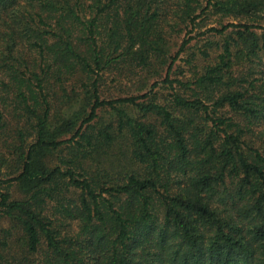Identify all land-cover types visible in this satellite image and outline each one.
Wrapping results in <instances>:
<instances>
[{
  "label": "trees",
  "instance_id": "16d2710c",
  "mask_svg": "<svg viewBox=\"0 0 264 264\" xmlns=\"http://www.w3.org/2000/svg\"><path fill=\"white\" fill-rule=\"evenodd\" d=\"M209 13L232 22L197 70ZM262 19L264 0H0V264H264Z\"/></svg>",
  "mask_w": 264,
  "mask_h": 264
},
{
  "label": "rangeland",
  "instance_id": "374dc122",
  "mask_svg": "<svg viewBox=\"0 0 264 264\" xmlns=\"http://www.w3.org/2000/svg\"><path fill=\"white\" fill-rule=\"evenodd\" d=\"M263 18V15L261 14V16ZM263 21L260 23L264 26V19H262ZM232 22L231 19L229 18H223L220 15L217 14H213V13H209L208 16H203L200 20H197V26H195V29L193 32H191L189 34V36L193 37V41L191 42V45L189 46L190 48L188 49V53H194L196 55L195 61L193 62V65L195 66V68L197 70H200V67H202L203 65H205L208 61L207 59H205L202 55L200 50H198L199 47L202 46L203 41L207 40L209 37H211L210 33L204 34V36H201L204 31H206L207 29L211 28V27H221L222 25H226L227 23ZM238 21H236L237 23ZM260 32V31H259ZM184 34H182L179 37H176L173 39L172 42V47H171V55H174L175 51L178 50L179 45L182 42V37ZM188 36V37H189ZM214 40H218V39H214ZM198 41V43L196 44V42ZM186 59H187V54H181L178 58V60L176 61L172 71H171V76L170 79H180V80H184V79H188L189 77L192 76L193 73V69L192 67H189L186 63ZM262 68L264 69V64L262 66ZM162 74V75H161ZM160 77H151L148 80L147 83V87H149L152 84H155V90L154 93H156V98L157 100L162 103V102H166L167 100L170 99L172 92L171 90L168 88V86L166 84H163L162 81L163 79V72L161 73ZM109 81V80H108ZM127 84V87H131V84ZM140 87L142 86H137L135 88H132L133 92L136 93V95L143 93L146 88L140 89ZM142 91V92H141ZM179 92V90H177ZM100 118L102 119V121L108 119V115H106L104 112L100 114ZM105 122V121H104ZM101 124L98 125V127ZM97 127V128H98ZM111 153H116V151H113ZM4 227H6V224L3 225Z\"/></svg>",
  "mask_w": 264,
  "mask_h": 264
}]
</instances>
